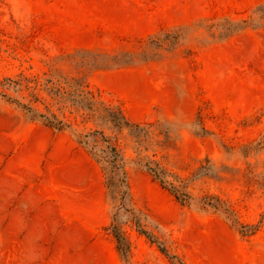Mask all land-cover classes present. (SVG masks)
Returning <instances> with one entry per match:
<instances>
[{"label": "rangeland", "instance_id": "374dc122", "mask_svg": "<svg viewBox=\"0 0 264 264\" xmlns=\"http://www.w3.org/2000/svg\"><path fill=\"white\" fill-rule=\"evenodd\" d=\"M245 8L0 0V82L19 83L0 86V264H264V0ZM94 130L124 156L127 210L80 141Z\"/></svg>", "mask_w": 264, "mask_h": 264}, {"label": "trees", "instance_id": "16d2710c", "mask_svg": "<svg viewBox=\"0 0 264 264\" xmlns=\"http://www.w3.org/2000/svg\"><path fill=\"white\" fill-rule=\"evenodd\" d=\"M18 82H13L10 78H4L3 82H0V86L4 88L13 87L14 89H18ZM4 97H8L6 94H1ZM16 102V100H11ZM18 106L22 107L26 110L31 117H36L42 119L47 125L55 128L62 129L64 127H68L64 120L59 119L55 114L48 111V114L38 113L35 109L28 107L24 104H20L16 102ZM91 111V115L94 116L100 124H109L112 128L117 130H121L125 127H134L138 128V125H131L126 117L123 115L121 110L102 106L101 104L98 106H93L91 108H86ZM101 131L94 130L91 133H87L80 140L86 145H89V150L94 159L101 164L102 169L106 175V183L110 193L114 198L118 199V208H122L127 210L126 208V197L128 196L127 192V181H126V171H125V159L120 151L115 145L109 142V140L102 136ZM96 134H100L103 142L105 143L103 146H99V140L96 137ZM144 166L153 174V176L162 184V186L166 187L170 190L178 199L184 200L185 197H188V194L182 190L181 187L175 185L172 180H169L168 177H172V174L167 172L164 168H162L157 162L145 163ZM213 197L206 198L204 202L206 205L217 208V205L210 202ZM111 231L113 236L116 239L118 249L120 254L123 257H126L129 252V244L128 241L121 230L120 226L117 223H112ZM139 231L145 233L144 230L139 228ZM163 253L167 254V250L165 248H161ZM173 264H176L172 262ZM178 264H182L178 262Z\"/></svg>", "mask_w": 264, "mask_h": 264}, {"label": "crops", "instance_id": "0c3cea01", "mask_svg": "<svg viewBox=\"0 0 264 264\" xmlns=\"http://www.w3.org/2000/svg\"><path fill=\"white\" fill-rule=\"evenodd\" d=\"M263 0H176V3L180 6L181 13H183V20H194L198 19V15L193 16H185V13L188 10V7L190 6H213L218 7L222 6V9L225 13V15H230V5L234 6H240L241 11H246L245 7H250L252 5L258 4L262 2ZM116 3L125 4V0H114ZM216 9V8H214ZM201 11H199L198 14H200Z\"/></svg>", "mask_w": 264, "mask_h": 264}]
</instances>
